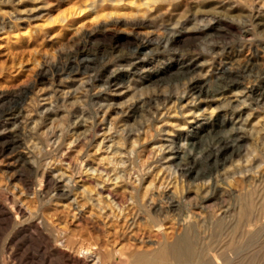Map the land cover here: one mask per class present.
Returning a JSON list of instances; mask_svg holds the SVG:
<instances>
[{
	"label": "rangeland",
	"instance_id": "1",
	"mask_svg": "<svg viewBox=\"0 0 264 264\" xmlns=\"http://www.w3.org/2000/svg\"><path fill=\"white\" fill-rule=\"evenodd\" d=\"M263 84L264 0H0V264H135L193 232L191 262L161 264H264V210L242 216L264 185ZM233 127L239 153L209 171ZM182 146L198 162L179 169Z\"/></svg>",
	"mask_w": 264,
	"mask_h": 264
},
{
	"label": "bare ground",
	"instance_id": "2",
	"mask_svg": "<svg viewBox=\"0 0 264 264\" xmlns=\"http://www.w3.org/2000/svg\"><path fill=\"white\" fill-rule=\"evenodd\" d=\"M212 25V24H211ZM195 29V28H194ZM207 29H213V30H215V29H217V27H210L209 25H208V27L206 26H204V28H199L198 27V30L199 31H204V30H207ZM181 35H182V32H178V34H176L175 36H174V41H179V39H180V37H181ZM144 45H146V43H143ZM190 63H185V64H182V66H179L178 67V74L181 76V77H186V76H188V75H190V73H191V71H192V69H191V67H190ZM194 69V68H193ZM121 70V69H120ZM119 71V70H118ZM118 71H115V72H118ZM193 72V71H192ZM117 74L118 73H116V74H113L112 76H110L109 77V83H112V82H116L117 81ZM221 89H222V91H221V93L222 94H226V92H228V94H229V91H232V89L233 88H235V87H237L238 85H239V83L241 82L240 81V76L239 75H237V74H233V73H228V75H226V76H223L221 79ZM218 82V81H217ZM190 88H191V90L192 91H195V93H198V95H201V94H208V90H206V89H204V87L200 84V81H198L197 79H191L190 80ZM242 83V82H241ZM257 85V84H256ZM239 87V86H238ZM258 87H260V86H258ZM217 89H219V88H217ZM216 89V90H217ZM253 92H256L257 93V95H258V97H259V99H264V84H263V86H261V88H257V87H255V88H252L251 89V93H253ZM208 96V95H207ZM222 96V95H221ZM225 97V96H224ZM180 99V98H179ZM229 104V103H228ZM225 124V122L224 121H222L221 122V125H224ZM240 129L238 128V127H233V130H232V133H233V135H235V137L236 138H233L232 139V141H230V140H224V142H223V145H221L220 147H219V150L217 151L218 153H213V152H210V153H208L207 155H205V157L203 158V159H201L199 162H201L202 164L201 165H205V166H207V168L209 169V171H213V170H216L221 164H225L226 163V161L228 160V158L229 157H231V156H233V155H235L236 153H239V151H240V146L238 145L237 146V144H235L236 143V141H238L239 139H240V137H239V134H240ZM17 135V134H16ZM19 135V134H18ZM17 135V136H18ZM15 136V135H14ZM20 136V135H19ZM10 138V137H9ZM20 138V137H19ZM230 139V138H229ZM9 140V139H8ZM18 138L17 137H15V138H13L12 139V142L13 143H18ZM9 142V141H8ZM11 143V142H10ZM21 143V142H20ZM14 145V144H13ZM15 147V149H16V146H14ZM217 147V146H216ZM13 148V147H12ZM183 146L182 147H179L178 148V150H177V152H176V154H177V159L179 160V162H178V164H177V166L176 167H178L179 169H181L180 168V163H181V160L184 158V156H190V158L192 159V161L196 164V162H198L197 161V158L195 157V156H191V154L190 153H186V151L185 150H183ZM15 149H13V150H15ZM176 149V148H175ZM211 151V150H210ZM215 151V150H214ZM230 151V154L228 155V156H225L228 152ZM175 154V153H174ZM175 162V161H174ZM191 162V161H190ZM184 163V162H183ZM192 163V162H191ZM176 164V163H175ZM198 164V163H197ZM179 165V166H178ZM187 165H190V164H187ZM200 165V166H201ZM193 167V168H192ZM190 166V168L189 167H187L186 169H183L184 171V173H185V171H186V174L185 175H187V173H194V166ZM183 168V167H182ZM198 168H200V167H198ZM203 168V167H202ZM196 169V168H195ZM180 171V170H179ZM199 171H201L200 169H199ZM200 172H196L195 174V178H197L200 174H199ZM190 174V175H191ZM184 175V174H183ZM203 175V174H202ZM201 175V176H202ZM206 176V175H205ZM184 177H186V176H184ZM200 178V177H199ZM52 179V178H51ZM201 179V178H200ZM263 183H264V181H263ZM55 184V183H54ZM58 184V183H57ZM262 184V183H261ZM261 184H260V187H261ZM263 185V184H262ZM57 188V187H56ZM254 191V190H253ZM139 195V194H138ZM168 195V194H167ZM170 195V194H169ZM171 196V195H170ZM246 196V195H245ZM166 197H168V196H166ZM172 197V196H171ZM212 197V196H211ZM173 198V197H172ZM244 198V197H243ZM246 198H247V200H243L244 202L245 201H247L246 202V204H245V206H244V208H243V210H242V216H247L249 213H251V212H255L256 210H259V211H262V210H264V185L259 189H256L253 193H249L247 196H246ZM245 198V199H246ZM169 199H170V197H169ZM205 199V198H204ZM166 200V199H165ZM206 201V200H205ZM207 202V201H206ZM243 202V203H244ZM168 203H169V201H168ZM242 206H243V204H242ZM179 209V208H178ZM156 211V210H155ZM161 211V210H160ZM159 212V211H158ZM157 212V213H158ZM263 212V211H262ZM165 214V213H164ZM259 214V213H258ZM239 215H241V214H239ZM255 215V214H254ZM257 215V214H256ZM253 216V215H252ZM251 216V217H252ZM155 217V216H154ZM248 217H249V215H248ZM153 217H151V219H152ZM239 218H244V217H240L239 216ZM158 220V219H157ZM240 220V219H239ZM250 220V219H249ZM152 222H153V220H151ZM155 221V220H154ZM244 221V220H243ZM161 222V221H160ZM160 222H159V220H158V223H156V221L154 222V223H156V227L157 226H160ZM250 222V221H249ZM163 223V222H162ZM245 223V222H244ZM238 225H240V224H238ZM248 225V224H247ZM240 227V226H239ZM62 228V227H61ZM189 229V228H188ZM260 229V228H259ZM233 230V229H232ZM190 230H188V232H189ZM259 231V230H258ZM64 233V232H66V231H64V229L63 230H61V233ZM187 232V233H188ZM232 232V231H231ZM257 232V231H256ZM60 233V234H61ZM194 233V232H193ZM193 233H191V235L193 234ZM59 234V235H60ZM191 235L188 233V235L187 236H184L182 239H181V236H179L178 238H179V240L178 241H176V243H175V245L173 246V247H170L169 245L167 246V242L165 243L166 244V246H163V247H159L160 249L156 252L155 250H154V252L156 253L155 254V256H154V258L153 259H151V260H147L146 259V261H145V257L144 256H137L136 257V260H137V262L139 263V264H161L162 263V260L163 259H166L167 260V258L169 257V255L172 253L173 254V257H174V259L176 258V259H183V262H184V258H189L190 259V257H192V255H193V245H192V241H191ZM65 236H66V234H65ZM243 236V235H242ZM61 237V236H60ZM63 237H64V234H63ZM62 237V238H63ZM248 237H250V235L248 236ZM65 238V237H64ZM245 238V237H244ZM245 239H247V235H246V238ZM67 240H69V239H67ZM66 240V241H67ZM233 240V239H232ZM232 240H231V242H232ZM234 240H236V238H234ZM233 240V241H234ZM238 240V239H237ZM240 240V239H239ZM248 240H250V239H248ZM248 240H246L247 242H248ZM68 242V241H67ZM66 242V243H67ZM195 242V241H194ZM237 242H239V241H237ZM240 242L241 243H244L243 242V239H242V241L240 240ZM173 243V242H172ZM234 243V242H233ZM233 243H231V244H233ZM249 243V242H248ZM64 244V243H63ZM174 244V243H173ZM172 244V245H173ZM235 244V243H234ZM233 244V245H234ZM82 245V244H81ZM242 245V244H241ZM66 246H67V244H66ZM69 246H71V245H69ZM160 246V245H159ZM228 246V245H227ZM243 246V245H242ZM241 246V247H242ZM245 246V245H244ZM78 246H76V248H77ZM81 247V246H80ZM79 247V248H80ZM87 247V246H86ZM81 247L80 249H79V254L78 255H81L80 257L82 258V257H88L89 255L91 256H93L94 254H95V252H94V250L93 249H90L89 247ZM239 247V246H238ZM240 247V248H241ZM246 247V246H245ZM67 248H68V246H67ZM70 248V247H69ZM68 248V249H69ZM235 248V247H234ZM233 248V249H234ZM67 249V250H68ZM73 249V248H72ZM74 250V249H73ZM93 250V251H92ZM206 250V249H205ZM150 251V250H149ZM134 252H136L135 250H134ZM134 252H132V255L133 256H135L134 255ZM98 253V252H97ZM149 253V252H148ZM195 253V252H194ZM100 254V253H99ZM138 254V253H137ZM147 254V253H146ZM151 254H152V252H151ZM200 254H203V253H200ZM205 254V256H203V257H207L206 256V253H204ZM203 254V255H204ZM130 255V254H129ZM131 255V256H132ZM145 255V254H144ZM154 255V254H153ZM152 255H150V257H151ZM195 257L197 256V255H194ZM96 258V262L97 263H101V261H102V256H100V255H98V254H96V256H93V258ZM150 257H148V258H150ZM172 257V258H173ZM198 257V256H197ZM201 256H199V258H200ZM89 258V257H88ZM87 258V259H88ZM125 261L127 260V257L126 256H124V257H122ZM194 258V257H193ZM202 258V257H201ZM204 258V259H205ZM106 259V258H105ZM132 259V258H131ZM169 259H171V258H168V260ZM173 259V260H174ZM178 259V260H179ZM85 260V259H84ZM95 260V259H94ZM199 260H201V259H199ZM88 261H89V259H88ZM128 261V260H127ZM126 261V262H127ZM177 261V260H176ZM188 261V260H187ZM206 261V260H205ZM204 261V262H205ZM137 262H135V264L137 263ZM174 262H175V260H174ZM178 262V261H177ZM189 262H191V259L189 260ZM203 262V261H202ZM207 262V261H206ZM99 263V264H100ZM171 263H172V261H171ZM170 262L168 263V264H171ZM176 263V262H175ZM209 263V262H208ZM134 264V263H133ZM177 264V263H176ZM178 264H179V262H178ZM183 264V263H182ZM192 264V263H191Z\"/></svg>",
	"mask_w": 264,
	"mask_h": 264
}]
</instances>
